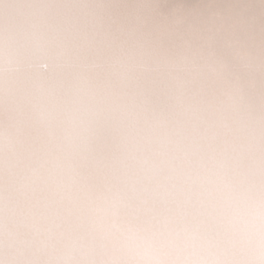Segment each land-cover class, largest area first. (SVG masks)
<instances>
[{
    "label": "clouds",
    "instance_id": "clouds-1",
    "mask_svg": "<svg viewBox=\"0 0 264 264\" xmlns=\"http://www.w3.org/2000/svg\"><path fill=\"white\" fill-rule=\"evenodd\" d=\"M0 264H264V0H0Z\"/></svg>",
    "mask_w": 264,
    "mask_h": 264
}]
</instances>
